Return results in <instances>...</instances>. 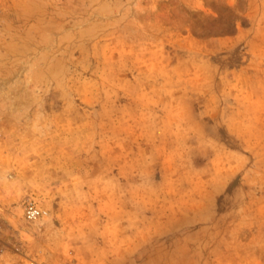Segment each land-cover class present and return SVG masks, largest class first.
Segmentation results:
<instances>
[{"label": "rangeland", "instance_id": "obj_1", "mask_svg": "<svg viewBox=\"0 0 264 264\" xmlns=\"http://www.w3.org/2000/svg\"><path fill=\"white\" fill-rule=\"evenodd\" d=\"M0 264H264V0H0Z\"/></svg>", "mask_w": 264, "mask_h": 264}, {"label": "built area", "instance_id": "obj_2", "mask_svg": "<svg viewBox=\"0 0 264 264\" xmlns=\"http://www.w3.org/2000/svg\"><path fill=\"white\" fill-rule=\"evenodd\" d=\"M28 213H29V217H36L40 214V210L34 207H30Z\"/></svg>", "mask_w": 264, "mask_h": 264}, {"label": "bare ground", "instance_id": "obj_3", "mask_svg": "<svg viewBox=\"0 0 264 264\" xmlns=\"http://www.w3.org/2000/svg\"><path fill=\"white\" fill-rule=\"evenodd\" d=\"M43 67V66H42ZM42 76V75H41Z\"/></svg>", "mask_w": 264, "mask_h": 264}]
</instances>
